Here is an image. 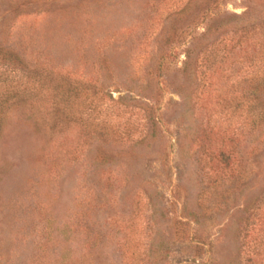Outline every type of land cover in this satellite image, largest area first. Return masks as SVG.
I'll return each mask as SVG.
<instances>
[{"label": "rangeland", "instance_id": "obj_1", "mask_svg": "<svg viewBox=\"0 0 264 264\" xmlns=\"http://www.w3.org/2000/svg\"><path fill=\"white\" fill-rule=\"evenodd\" d=\"M198 4L195 10L194 0H0V50L26 66L29 91L54 94L69 84L85 95L106 94L110 105L111 94L118 103L105 118L121 132L91 143L64 114L45 117L50 103L12 107L0 130V264H125L132 247L143 264H264V131L249 135L248 117L238 111L235 120L212 99L204 120L213 124L227 114L232 127L248 124H240L232 144L231 133H213L202 146L212 158L204 168L188 140L197 122L182 116L176 94L193 36L223 21L255 31L252 50L264 68V0H210L206 13ZM230 23L208 40L234 43ZM159 46L166 64L148 76ZM11 68L14 80L23 74ZM144 103L157 109L159 124L152 140L137 142L146 131ZM95 147L107 152L109 164L91 165ZM229 150L230 159L219 156ZM211 165L218 173L231 168L232 182L201 188L200 172L213 174ZM160 243L163 252L155 255Z\"/></svg>", "mask_w": 264, "mask_h": 264}, {"label": "trees", "instance_id": "obj_2", "mask_svg": "<svg viewBox=\"0 0 264 264\" xmlns=\"http://www.w3.org/2000/svg\"><path fill=\"white\" fill-rule=\"evenodd\" d=\"M209 1L194 0L195 10L200 9L201 7L198 3H202L205 5V13L208 12ZM201 11V13H204L203 9ZM233 16L240 18L238 15ZM229 23L230 21H223L215 24V28L212 31L206 27L204 31L193 36L192 45L184 51V59L178 68L180 77L176 78V94L184 105L181 114L183 117H191L194 122L196 121L197 128L201 132L198 133V131L197 133L190 134L188 140L190 142L189 145L195 144L198 147L200 156L195 157V161L202 162L203 167L204 163L207 165L206 162H208L206 157L211 161L212 158L207 153L209 150H202V146L213 133H218L219 129L223 130L224 136L227 133H231V137L228 139L231 144L233 142L234 132H237V134L242 133V130H239L243 129L241 125L246 126V124L251 123L248 134L252 135L255 133V137H258L264 131V105L262 104V100H264V79L261 80L259 78V73L264 75V68L262 70L259 69V61L255 60V55L252 50L257 42L256 36H254L255 31L248 25L239 26L234 22L230 23V26L236 27L232 34V36L235 35L233 38L235 39L234 43L227 44V42H222L224 40L223 38L218 40V37L208 40L213 32H217L218 29L229 25ZM155 49L158 58L154 66L152 62L151 65L154 69L152 73L151 71L147 72L148 76H152L154 72L157 75L158 71L162 70L166 64L165 59L167 54H163L162 46L156 47ZM11 60L10 55L0 50V130L7 117L11 114L14 105H25L35 108L40 103H50V107L46 108L45 117L50 116L51 113L64 114L76 127H80L90 135L92 138L91 143H93V139L98 138H121L120 130L117 127L110 126L109 119L105 118V116L110 115L107 114V111H111L109 110V106H115L114 104L118 103V99L112 98L111 94H107L111 102L110 105L104 101L106 94L94 92L93 94L85 95L77 88H74L75 86L68 88L70 86L69 84L61 85L62 90L56 91L54 94L31 93L29 91L30 85H32L30 80V77H32L31 74L27 76L28 73L22 71L26 66L18 67ZM12 66L18 68L17 70L23 73L20 77L14 75L16 80L13 79L12 68L8 69ZM261 66L263 67L264 63ZM218 74L221 76V79L225 78V82L228 84L229 88L226 92L222 91L223 82L218 84L219 81L216 80L218 79ZM212 99L215 100L216 105L220 106L221 109H226V112L230 111V116H235V120L237 119L236 112L239 111V114L243 118H249L248 123L244 121L245 124L240 123L241 125L238 124L232 127L227 121V114H223L220 122L210 124L209 119L204 120V116L201 114L205 110L207 112ZM133 101L137 102L136 100ZM144 104L145 107L142 111H144L146 119V131L143 135L145 137H141L142 139H139L137 142L152 140L155 134L154 131L159 124V118L155 114L157 109L148 103ZM227 106H230V109ZM215 126H217V129L213 132ZM126 135L125 140L130 142L134 141L128 133ZM137 142L135 141L134 143ZM230 147L234 152V146ZM88 150H91V147ZM92 151L95 152V158L91 165L102 167L111 162L106 151L98 147H95ZM219 152V156H224V160H228L232 156L231 150L227 154H224L223 151ZM206 153L207 155L203 157ZM241 157L239 155L238 161ZM239 166H241L240 161ZM210 168L213 169V174L212 172L206 173L199 171L201 175L199 181L204 184L201 188H217L218 185L222 184L223 179L228 181L234 179L233 172L227 165L223 166L222 169L224 171L221 169L219 173L212 165ZM237 175L238 177L243 175L242 168H238ZM194 216V219L197 221L199 212H193ZM162 246L160 243L154 248L155 255L163 252L164 248ZM136 249V247L128 248L130 254L125 258V264H143L142 255L136 253ZM250 260L249 258L248 261ZM254 261L253 264L262 263L256 259Z\"/></svg>", "mask_w": 264, "mask_h": 264}]
</instances>
